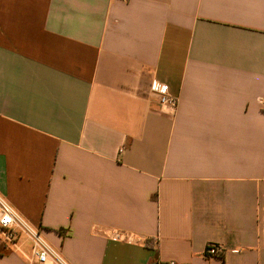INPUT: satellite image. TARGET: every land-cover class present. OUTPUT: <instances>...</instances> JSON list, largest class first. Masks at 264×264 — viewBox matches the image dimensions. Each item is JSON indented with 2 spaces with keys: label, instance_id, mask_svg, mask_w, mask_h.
I'll list each match as a JSON object with an SVG mask.
<instances>
[{
  "label": "crops",
  "instance_id": "obj_1",
  "mask_svg": "<svg viewBox=\"0 0 264 264\" xmlns=\"http://www.w3.org/2000/svg\"><path fill=\"white\" fill-rule=\"evenodd\" d=\"M0 193L71 264H264V0H0Z\"/></svg>",
  "mask_w": 264,
  "mask_h": 264
},
{
  "label": "built area",
  "instance_id": "obj_2",
  "mask_svg": "<svg viewBox=\"0 0 264 264\" xmlns=\"http://www.w3.org/2000/svg\"><path fill=\"white\" fill-rule=\"evenodd\" d=\"M151 91L159 96L163 108L174 112L178 106V98L169 93L165 83L154 81ZM0 235L3 240L22 252L29 261L40 264H71L62 252L43 235L39 228L34 227L11 203L0 193ZM107 236L114 241L135 242L138 238L132 232L112 229ZM24 243L30 246L28 252ZM224 248L221 244L210 243L206 254L221 255Z\"/></svg>",
  "mask_w": 264,
  "mask_h": 264
},
{
  "label": "rangeland",
  "instance_id": "obj_3",
  "mask_svg": "<svg viewBox=\"0 0 264 264\" xmlns=\"http://www.w3.org/2000/svg\"><path fill=\"white\" fill-rule=\"evenodd\" d=\"M25 249L29 250V249H30L29 245H27V246L25 247Z\"/></svg>",
  "mask_w": 264,
  "mask_h": 264
},
{
  "label": "trees",
  "instance_id": "obj_4",
  "mask_svg": "<svg viewBox=\"0 0 264 264\" xmlns=\"http://www.w3.org/2000/svg\"><path fill=\"white\" fill-rule=\"evenodd\" d=\"M62 231V230H61Z\"/></svg>",
  "mask_w": 264,
  "mask_h": 264
}]
</instances>
